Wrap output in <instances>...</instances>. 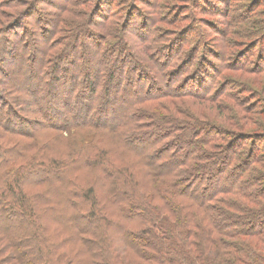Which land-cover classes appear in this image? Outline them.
Masks as SVG:
<instances>
[{
	"label": "trees",
	"instance_id": "1",
	"mask_svg": "<svg viewBox=\"0 0 264 264\" xmlns=\"http://www.w3.org/2000/svg\"><path fill=\"white\" fill-rule=\"evenodd\" d=\"M77 29L53 60L0 57V264H264V143L149 107L217 104L214 83L161 88L116 49L92 61Z\"/></svg>",
	"mask_w": 264,
	"mask_h": 264
},
{
	"label": "rangeland",
	"instance_id": "2",
	"mask_svg": "<svg viewBox=\"0 0 264 264\" xmlns=\"http://www.w3.org/2000/svg\"><path fill=\"white\" fill-rule=\"evenodd\" d=\"M0 1L8 5L17 2L12 4L17 5L15 9L2 11L0 6L4 13L0 14L2 59L8 52L24 54V49L37 58L39 49H47L52 57L72 39L67 41V37L74 32L78 35L77 27H82L91 41L83 42V34L74 46L81 48L79 55L101 51L92 61L101 59L106 49L110 53L116 49L129 52L147 76L162 83L161 88L166 89L169 82L163 83L164 73L171 75L169 80L184 81L191 70L190 75L197 74L190 82L199 75L206 81L204 87L214 83L210 96L217 104L189 98L158 101L149 107L170 108L175 103L192 119L220 125L226 137L246 135L264 143V0ZM116 38L122 39V44L116 45ZM8 41L13 43L9 50L1 45ZM81 46L86 48L84 53ZM118 66L123 68L122 61ZM146 85L143 93L154 83ZM238 100L240 104L234 103ZM218 106L221 109L217 110ZM25 117L30 121L36 118Z\"/></svg>",
	"mask_w": 264,
	"mask_h": 264
}]
</instances>
